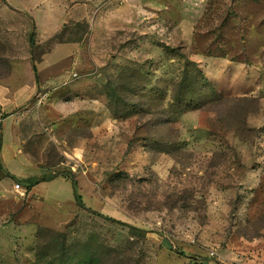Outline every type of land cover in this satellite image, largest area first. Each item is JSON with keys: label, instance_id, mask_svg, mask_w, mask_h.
<instances>
[{"label": "rangeland", "instance_id": "rangeland-1", "mask_svg": "<svg viewBox=\"0 0 264 264\" xmlns=\"http://www.w3.org/2000/svg\"><path fill=\"white\" fill-rule=\"evenodd\" d=\"M21 1L0 0V97L24 101L0 99V264H264V0H134L40 45ZM85 35L80 67L39 64Z\"/></svg>", "mask_w": 264, "mask_h": 264}, {"label": "crops", "instance_id": "crops-1", "mask_svg": "<svg viewBox=\"0 0 264 264\" xmlns=\"http://www.w3.org/2000/svg\"><path fill=\"white\" fill-rule=\"evenodd\" d=\"M133 1L134 0H43V1L34 0L32 4H26L24 3L23 0V2L21 1L22 5L17 2L16 6L21 11L26 12L32 18L35 27L36 37H37L36 39L37 45H40L41 43L49 40L50 38L54 37L56 34L65 31V29H68V27H71L73 25L88 24L91 26V32H93L94 27L99 22L101 23L100 19L106 20L112 18L114 21H117L118 19L116 17L118 10L124 9L126 4L128 5L132 4ZM110 10H115L116 13H113L114 15H112V13L111 14L109 13V15L107 13L102 15L101 13V11H110ZM98 12H100V14H98V16L96 17ZM90 38L92 39V36ZM86 39L87 36L85 35L82 38L69 39V40H66L65 38V40L54 43V45H52L41 55V60L39 64L41 65L42 61L46 60L47 56H49L52 52L59 49L62 50L64 54L67 55L69 58L75 56V64L77 65V67H80L82 60L86 56V52H87L86 49L87 47L85 42ZM67 45H70V48L68 50L65 47ZM70 49L72 51H70ZM68 52L70 53L68 54ZM39 64H38V73L42 74L41 80L47 82L50 79L56 78L58 76L59 71L56 68L51 67L50 70H46V69L40 70ZM75 70L76 68L71 71L70 76H72L73 73H76L78 75V73ZM62 86H67V87L62 88L63 93L61 94L57 93L56 96L63 104L68 105L70 103L74 104V102H76L74 100L80 99L77 97V94L79 93H77L76 90L86 89L89 87V84L84 83L78 86L77 84L71 81L70 83L67 84H65L64 82L63 84L60 85V87ZM34 87L35 84L32 85V88ZM60 87H57L56 89L59 90L61 89ZM0 99L1 101L6 100L5 101L6 103L4 104L8 106L16 105L19 102H21L20 104H22L24 102L21 101L19 95H17V93L14 91L11 92L9 91V95L1 96ZM54 167H50V168H54ZM58 176L59 175L55 174L52 177H58ZM52 177L42 175L36 177L34 180H30L28 177L22 180L36 181L35 183H38L39 181L51 180L50 178ZM64 179L68 180V178H64Z\"/></svg>", "mask_w": 264, "mask_h": 264}, {"label": "trees", "instance_id": "trees-1", "mask_svg": "<svg viewBox=\"0 0 264 264\" xmlns=\"http://www.w3.org/2000/svg\"><path fill=\"white\" fill-rule=\"evenodd\" d=\"M30 43L33 45V43H34V40H33V35H31V37H30ZM33 71H34V73L36 74V67L35 66H33ZM73 184H74V188H75V183L73 182ZM78 198V195L76 196V199Z\"/></svg>", "mask_w": 264, "mask_h": 264}, {"label": "built area", "instance_id": "built-area-1", "mask_svg": "<svg viewBox=\"0 0 264 264\" xmlns=\"http://www.w3.org/2000/svg\"><path fill=\"white\" fill-rule=\"evenodd\" d=\"M73 77H76L77 76V74L76 73H73V75H72ZM14 189L16 190V191H18L19 189H21V186H20V184L19 183H15L14 184Z\"/></svg>", "mask_w": 264, "mask_h": 264}]
</instances>
